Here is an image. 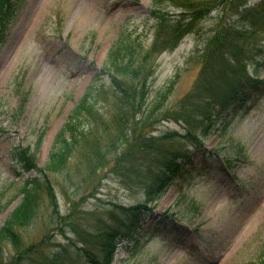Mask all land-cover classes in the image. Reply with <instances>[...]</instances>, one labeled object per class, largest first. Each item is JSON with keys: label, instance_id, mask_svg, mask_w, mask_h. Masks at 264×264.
<instances>
[{"label": "rangeland", "instance_id": "rangeland-1", "mask_svg": "<svg viewBox=\"0 0 264 264\" xmlns=\"http://www.w3.org/2000/svg\"><path fill=\"white\" fill-rule=\"evenodd\" d=\"M164 7L170 15L180 10ZM150 8L151 0H16L0 39V226L20 203L23 181L37 174L21 169L19 151L33 150L41 136L35 153L41 168L56 133L89 89L96 113L83 119L84 134L66 167L48 174L55 207L41 187L36 218L19 230L21 249L47 241L40 264H51L59 253L55 264H90L80 251L81 232L116 224L126 214L122 207L145 200L141 177L132 174L137 162L115 171L106 166L99 173L97 163L105 153L113 167L123 149L115 142L119 125L111 121L120 101L105 68L107 53L124 33L150 46L155 23ZM202 20L200 35L190 32L155 57L146 78V102L171 80L168 105L191 89L213 18ZM259 70L264 76V65ZM226 120L225 130L212 131L200 150L184 144L193 152L191 166L185 164L188 172L174 177L148 203L151 209L136 212V224L130 226L135 240L118 238L111 264H258L264 246V93ZM151 127L157 134L182 131L183 125L160 120ZM69 212L76 225L61 226L59 217ZM66 244L68 250L62 249ZM96 247L88 245V252L97 255ZM1 252L0 263L18 262L19 251L11 243Z\"/></svg>", "mask_w": 264, "mask_h": 264}, {"label": "trees", "instance_id": "trees-1", "mask_svg": "<svg viewBox=\"0 0 264 264\" xmlns=\"http://www.w3.org/2000/svg\"><path fill=\"white\" fill-rule=\"evenodd\" d=\"M15 3L16 0H0V39L4 37L15 12ZM166 4L180 10L170 15L164 12ZM148 15L155 19L148 48H144L140 40L124 33L107 53L105 68L112 86H118L120 101L111 121L119 125L115 142H122L123 149H120L121 156L117 157L113 167L106 162L105 153L97 163L99 173L109 168L115 171L125 162H137L132 174L140 175L138 183L143 188L145 200L140 205L122 207L126 214L116 224L105 222L95 230L81 232L83 249L80 251L90 264H111L118 238L135 240V230L130 226L136 224V212L151 209L148 203L158 199L174 177L188 172L185 164L191 166L193 152L184 144L189 143L200 150L203 140L212 131L225 130L230 122L226 120L227 116L236 115L249 101L264 93V76L259 74L264 65V0L253 3L249 0H151ZM208 15L213 22L203 44L201 66L191 89L176 104L168 105L165 97L173 89L174 80H171L160 89L154 100L146 102V78L153 72L155 57L165 50L174 49L186 34L194 32L198 35L200 22ZM248 67L252 68L251 72ZM92 95L89 89L56 133L41 168L35 165L41 136L33 150L19 151L21 169L24 172L36 170L37 174L23 181L18 189L22 194L20 203L7 214L0 226V261L3 259L2 246L11 243L19 251L15 264L41 263L40 257L47 241L33 248L21 249L19 230L36 218L41 187L55 207V193L48 174L61 172L66 167L76 143L84 134L83 123L95 113L90 105ZM99 119L97 117V121ZM160 120L180 123L182 131L168 129L155 134L151 125ZM71 215L69 212L59 217L61 226L76 225L77 222L70 219ZM88 245L97 246L94 249L97 255L88 252ZM61 246L67 249V244ZM59 254L52 256L49 263L55 264ZM258 261V264H264V246Z\"/></svg>", "mask_w": 264, "mask_h": 264}]
</instances>
